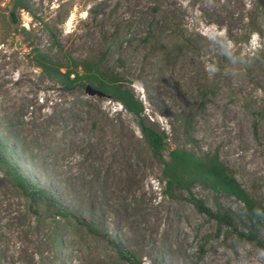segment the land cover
I'll return each mask as SVG.
<instances>
[{
    "label": "rangeland",
    "instance_id": "rangeland-1",
    "mask_svg": "<svg viewBox=\"0 0 264 264\" xmlns=\"http://www.w3.org/2000/svg\"><path fill=\"white\" fill-rule=\"evenodd\" d=\"M24 1L16 26L0 0V143L66 215L26 195L0 161V264H134L128 253L137 264H264L258 246L199 213L187 193L164 192L133 115L68 89L35 60L37 50L100 61L165 131L166 159L176 148L217 152L264 204V0ZM254 27L261 34L249 36ZM194 193L213 209L243 207Z\"/></svg>",
    "mask_w": 264,
    "mask_h": 264
},
{
    "label": "trees",
    "instance_id": "trees-1",
    "mask_svg": "<svg viewBox=\"0 0 264 264\" xmlns=\"http://www.w3.org/2000/svg\"><path fill=\"white\" fill-rule=\"evenodd\" d=\"M8 6H10L9 15L13 24L19 25V11H29L28 6L24 0H9ZM253 23L251 19L248 26H253ZM253 32L261 34V30L254 27L249 36ZM261 56L256 55V58L262 60L264 64ZM66 58L67 62L61 63L35 50L37 66L50 78L58 80L70 90L78 86L91 85L105 93L111 100L118 102L123 109L134 116L153 157L162 166L164 192L172 197L177 191L187 193V200L199 213L216 220L220 226L227 227L240 240L255 244L264 254V204L242 186L235 177L234 170L219 159L217 152L196 154L192 150L176 148L169 151L166 159L164 152L168 147V136L165 131H160L153 123L145 119L143 102L122 82L118 73L106 69L100 61H77L70 56ZM3 150L0 143V161L8 166V172L24 193L65 216L62 205L50 193L41 187L34 186L18 174L16 167L11 165ZM197 186L221 197L234 198L243 207L237 212L224 209L220 205L215 209L210 208L195 195L194 189ZM125 255L132 263H138L131 253Z\"/></svg>",
    "mask_w": 264,
    "mask_h": 264
},
{
    "label": "water",
    "instance_id": "water-1",
    "mask_svg": "<svg viewBox=\"0 0 264 264\" xmlns=\"http://www.w3.org/2000/svg\"><path fill=\"white\" fill-rule=\"evenodd\" d=\"M85 92L90 97H97L99 99L108 98L105 93H103L102 91L96 89L95 87H93L91 85L85 86ZM108 99H110V98H108Z\"/></svg>",
    "mask_w": 264,
    "mask_h": 264
}]
</instances>
